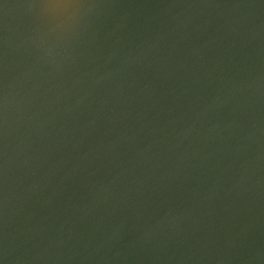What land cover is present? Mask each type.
I'll return each instance as SVG.
<instances>
[{"label":"water","instance_id":"95a60500","mask_svg":"<svg viewBox=\"0 0 264 264\" xmlns=\"http://www.w3.org/2000/svg\"><path fill=\"white\" fill-rule=\"evenodd\" d=\"M0 264H264V0H0Z\"/></svg>","mask_w":264,"mask_h":264}]
</instances>
